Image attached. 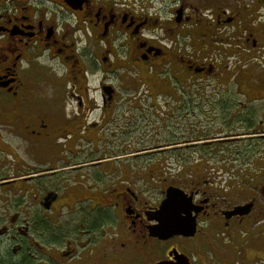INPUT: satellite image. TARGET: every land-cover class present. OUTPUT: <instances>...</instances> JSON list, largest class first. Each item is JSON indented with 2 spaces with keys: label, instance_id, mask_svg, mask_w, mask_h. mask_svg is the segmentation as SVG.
Instances as JSON below:
<instances>
[{
  "label": "flooded vegetation",
  "instance_id": "obj_1",
  "mask_svg": "<svg viewBox=\"0 0 264 264\" xmlns=\"http://www.w3.org/2000/svg\"><path fill=\"white\" fill-rule=\"evenodd\" d=\"M180 150L264 167V0H0V264H264V169L113 165Z\"/></svg>",
  "mask_w": 264,
  "mask_h": 264
},
{
  "label": "rangeland",
  "instance_id": "obj_2",
  "mask_svg": "<svg viewBox=\"0 0 264 264\" xmlns=\"http://www.w3.org/2000/svg\"><path fill=\"white\" fill-rule=\"evenodd\" d=\"M207 154V152H202ZM169 154V155H168ZM201 153L194 150L172 151L167 154L143 156L138 161L114 162V166L120 172L129 170L133 174L146 175L148 178H190L199 173H207L213 178H247L252 177L264 167L256 166H207L198 160ZM168 155V156H166ZM183 156L185 163L177 162V157Z\"/></svg>",
  "mask_w": 264,
  "mask_h": 264
},
{
  "label": "water",
  "instance_id": "obj_3",
  "mask_svg": "<svg viewBox=\"0 0 264 264\" xmlns=\"http://www.w3.org/2000/svg\"><path fill=\"white\" fill-rule=\"evenodd\" d=\"M173 190L174 189H172V191H169L168 192V197H167V200L165 201V207H172L173 206V200H174V196H173ZM173 215V211H172V214H171V216ZM172 220H173V218H172ZM175 221V220H174Z\"/></svg>",
  "mask_w": 264,
  "mask_h": 264
}]
</instances>
